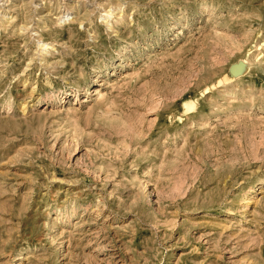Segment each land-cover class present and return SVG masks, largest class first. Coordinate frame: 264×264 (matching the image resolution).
Returning <instances> with one entry per match:
<instances>
[{"label": "rangeland", "instance_id": "1", "mask_svg": "<svg viewBox=\"0 0 264 264\" xmlns=\"http://www.w3.org/2000/svg\"><path fill=\"white\" fill-rule=\"evenodd\" d=\"M0 264H264V0H0Z\"/></svg>", "mask_w": 264, "mask_h": 264}]
</instances>
